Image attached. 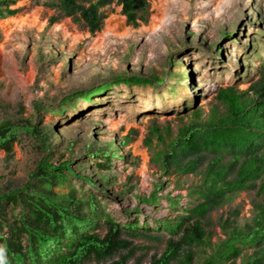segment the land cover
<instances>
[{"label":"rangeland","instance_id":"374dc122","mask_svg":"<svg viewBox=\"0 0 264 264\" xmlns=\"http://www.w3.org/2000/svg\"><path fill=\"white\" fill-rule=\"evenodd\" d=\"M14 1L10 8L18 13L0 18V122L35 125L46 139L44 145L22 132L11 152L0 151V191L26 185L49 158L57 167L71 162L72 173L56 193L93 194L102 211L121 224L137 221L153 229L158 220L184 215L195 204L189 189L200 184L202 175L165 172L152 158L195 119L196 111L203 121L213 109L224 115L226 108L217 99L221 89L248 91L264 76V0H174L166 9L168 29L152 36L144 29L161 0H149L147 22L136 25L128 23L115 0L101 9L105 19L95 34L46 7L50 0ZM16 20L21 29L14 26ZM109 21L115 32L126 35L97 45ZM134 76L150 83L119 81ZM104 83L111 84L108 90L89 100L77 95ZM70 96L74 99L66 101ZM155 127L164 143L151 136ZM127 138L132 141L126 143ZM149 138L153 151L145 144ZM105 152L111 157L105 158ZM261 200L257 189L244 191L212 211L207 229L212 242L225 238L222 220L234 219L244 227L253 204ZM95 231L106 233L103 225ZM149 234L161 241L130 238L145 248L136 255L142 264L161 255L170 237ZM196 250V264H202L205 254Z\"/></svg>","mask_w":264,"mask_h":264},{"label":"trees","instance_id":"16d2710c","mask_svg":"<svg viewBox=\"0 0 264 264\" xmlns=\"http://www.w3.org/2000/svg\"><path fill=\"white\" fill-rule=\"evenodd\" d=\"M114 1L50 0L44 4L77 23L82 22L95 34L102 30L105 19L101 9ZM14 3L0 0V18L18 13L10 8ZM118 3L129 24L136 25L138 20L147 22L149 0H118ZM119 81L134 85L150 83V79L140 76ZM110 85L104 83L77 95L89 100ZM73 99L70 96L66 101ZM217 99L226 108L224 115L213 109L203 121L200 111H196L195 119L152 158L165 172L202 175L200 184L189 189L188 197L195 204L184 209V215L165 222L158 220L153 229L148 223L141 225L137 221L121 224L102 211L93 194L77 198L72 190L56 193L55 188L68 180L67 173H72L71 162L57 167L49 158L43 159L26 185L0 191V264H130L131 260L133 264H142L136 255L145 248L136 246L130 238L161 241L159 235L149 234L152 230L170 237L161 255L154 254L148 264H196L199 254L196 248L205 254L202 264H264V76L248 91L221 89ZM22 132L37 136L45 145L46 136H41L35 125L19 126L3 121L0 151L11 152ZM150 134L164 143L157 127ZM130 141L127 138L126 143ZM145 144L153 149L150 138ZM103 155L111 157L109 152ZM204 166L205 170L200 171ZM258 181L261 183L257 187ZM255 189L262 200L253 204L251 220L244 227L238 226L234 219L222 220L225 238L213 243L207 230L211 226L209 214L234 195ZM178 204L173 201L171 205ZM102 225L106 229L103 236L95 231Z\"/></svg>","mask_w":264,"mask_h":264},{"label":"bare ground","instance_id":"6f19581e","mask_svg":"<svg viewBox=\"0 0 264 264\" xmlns=\"http://www.w3.org/2000/svg\"><path fill=\"white\" fill-rule=\"evenodd\" d=\"M222 2H223V0H222ZM160 4L161 5H159V6H158V3L154 4L153 8H154V10H156V14L152 17L150 25L144 29L151 36L156 34L158 31H161L163 29H168V22L171 21L170 20V15H168L169 12L166 11V9H168V7L171 4H174V0H161ZM184 10H183V13H186V10L185 11ZM10 23H12V22H10ZM13 23H14V26L16 28L21 29V27H22V22L21 21H17L16 20ZM122 25L125 26V20H123V24ZM126 32H129V31H126ZM121 35L124 36V35H126V33L120 34V33L115 32L111 28V24H110V21H109L107 23V28L105 29L103 34L99 35L98 38H96L97 39L96 40V44L97 45H101V44L103 45V43L105 42V41L103 42L104 39L112 38V37H116V36H121Z\"/></svg>","mask_w":264,"mask_h":264}]
</instances>
